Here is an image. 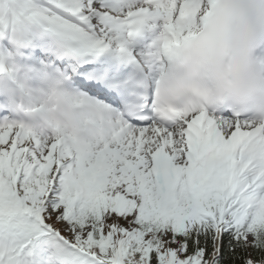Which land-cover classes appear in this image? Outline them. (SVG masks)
Instances as JSON below:
<instances>
[{
  "label": "snow or ice",
  "instance_id": "snow-or-ice-1",
  "mask_svg": "<svg viewBox=\"0 0 264 264\" xmlns=\"http://www.w3.org/2000/svg\"><path fill=\"white\" fill-rule=\"evenodd\" d=\"M214 2L13 7L0 41L20 47L16 26L27 18L77 60L107 50L128 56L139 33L158 29L159 100L152 113L80 123L73 132L0 113V264H264V123L227 108L169 103L178 90L167 80L175 49ZM247 7L264 12V0ZM75 83L106 96L100 84ZM37 110L21 104L14 112Z\"/></svg>",
  "mask_w": 264,
  "mask_h": 264
},
{
  "label": "clouds",
  "instance_id": "clouds-1",
  "mask_svg": "<svg viewBox=\"0 0 264 264\" xmlns=\"http://www.w3.org/2000/svg\"><path fill=\"white\" fill-rule=\"evenodd\" d=\"M259 2L215 0L206 9L179 42V58L169 66L167 80L178 89L169 101L172 106L227 108L264 123V12L247 7ZM174 98L183 99L177 105L171 102ZM40 106L44 123L68 132L81 123L66 95L54 92Z\"/></svg>",
  "mask_w": 264,
  "mask_h": 264
},
{
  "label": "rangeland",
  "instance_id": "rangeland-1",
  "mask_svg": "<svg viewBox=\"0 0 264 264\" xmlns=\"http://www.w3.org/2000/svg\"><path fill=\"white\" fill-rule=\"evenodd\" d=\"M36 3L42 4L44 0H0V27L3 26H11V11L13 7L18 6L20 3ZM34 24L38 29L44 27L45 25L42 22H37L34 20H29L24 18L20 21V23L16 26V30L19 32H28V28L30 25Z\"/></svg>",
  "mask_w": 264,
  "mask_h": 264
},
{
  "label": "bare ground",
  "instance_id": "bare-ground-1",
  "mask_svg": "<svg viewBox=\"0 0 264 264\" xmlns=\"http://www.w3.org/2000/svg\"><path fill=\"white\" fill-rule=\"evenodd\" d=\"M152 28H149V31H151ZM135 39V38H134ZM118 57L121 59V60H129V56H125V57H122V56H119ZM100 119H99V115H96L93 119L91 120H87L85 122V125L89 126V127H94L95 123L96 122H99Z\"/></svg>",
  "mask_w": 264,
  "mask_h": 264
}]
</instances>
